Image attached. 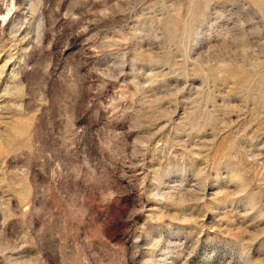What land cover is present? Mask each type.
Returning <instances> with one entry per match:
<instances>
[{
    "label": "rangeland",
    "instance_id": "374dc122",
    "mask_svg": "<svg viewBox=\"0 0 264 264\" xmlns=\"http://www.w3.org/2000/svg\"><path fill=\"white\" fill-rule=\"evenodd\" d=\"M0 264H264V0H0Z\"/></svg>",
    "mask_w": 264,
    "mask_h": 264
},
{
    "label": "bare ground",
    "instance_id": "6f19581e",
    "mask_svg": "<svg viewBox=\"0 0 264 264\" xmlns=\"http://www.w3.org/2000/svg\"><path fill=\"white\" fill-rule=\"evenodd\" d=\"M262 10V9H261Z\"/></svg>",
    "mask_w": 264,
    "mask_h": 264
}]
</instances>
